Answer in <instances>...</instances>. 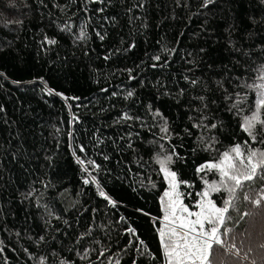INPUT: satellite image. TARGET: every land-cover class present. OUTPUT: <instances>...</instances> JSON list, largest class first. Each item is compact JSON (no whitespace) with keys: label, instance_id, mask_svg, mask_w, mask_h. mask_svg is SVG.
<instances>
[{"label":"trees","instance_id":"trees-1","mask_svg":"<svg viewBox=\"0 0 264 264\" xmlns=\"http://www.w3.org/2000/svg\"><path fill=\"white\" fill-rule=\"evenodd\" d=\"M261 76L264 0H0V264H164L157 158L195 209L219 180L197 169L250 139ZM245 192L214 264H256Z\"/></svg>","mask_w":264,"mask_h":264},{"label":"snow or ice","instance_id":"snow-or-ice-1","mask_svg":"<svg viewBox=\"0 0 264 264\" xmlns=\"http://www.w3.org/2000/svg\"><path fill=\"white\" fill-rule=\"evenodd\" d=\"M50 43H55V41H50ZM260 79L264 81V76ZM258 90L260 91L259 99L256 100L255 106H249L250 114L243 115L241 121L242 130L250 139H246L242 144L236 143L215 157L216 162L206 163L197 169L200 172L205 169L215 170L219 178L218 182L205 181L207 187L199 193L200 202L196 204L198 211L190 210L181 198L182 193L178 189L180 183L186 182H177L176 172L169 170L168 164L172 162V155L158 161L160 170L163 171L169 185V190L164 193L167 198L164 209L165 229L160 232V241L167 264H210L209 257L214 246L232 251L236 248L235 243L229 248L224 237L232 231L230 227H227V222L233 219L232 213L236 211L237 193L241 194L242 199L249 200L245 189L257 191L258 195L251 199V203L260 207L264 202V148L249 146L257 136L260 137L259 143L264 145V116L261 115V111L264 110V83ZM198 99L203 102L205 97L201 96ZM225 99L231 100L233 97L227 95ZM244 103V98L241 97L229 106V110L235 109L239 114L244 111L241 107ZM207 106L203 104L200 111L203 112V108ZM203 119H208V117H203ZM197 126L214 129L217 124L210 122L204 125L201 120ZM257 126H259L258 130ZM162 130L167 132L166 127ZM208 140L207 148L211 149L215 138L209 137ZM201 142L203 143L202 138ZM78 163L83 164L84 161L78 159ZM89 163L92 162L89 161ZM84 182L88 183V180ZM257 183L261 185L259 189L256 187ZM221 191L227 196L220 198L221 205L218 206L210 198V193ZM100 195L106 200L109 199L103 191ZM243 215L247 216L249 213L245 212ZM261 247L264 248V244ZM235 255L239 256V252L236 251ZM243 258L247 259L246 256Z\"/></svg>","mask_w":264,"mask_h":264},{"label":"rangeland","instance_id":"rangeland-1","mask_svg":"<svg viewBox=\"0 0 264 264\" xmlns=\"http://www.w3.org/2000/svg\"><path fill=\"white\" fill-rule=\"evenodd\" d=\"M259 97H260V94H259ZM259 97H258V99H259ZM161 159H165V158H162V157H160V158H157V162L159 161V160H161ZM159 163V162H158ZM208 170V169H207ZM161 171V170H160ZM161 174L163 175V177H164V173H163V171H161ZM164 179H165V177H164ZM165 181H166V185H167V189L165 190V192L166 191H168L169 190V185H168V181L165 179ZM212 182H218V181H212ZM212 182H208V183H212ZM207 187V185L205 186V188ZM204 188V189H205ZM204 191V190H203ZM202 191V192H203ZM164 192V193H165ZM164 193H163V195H162V198L160 199V205H161V208H162V212H163V217H162V220L160 221L161 222V224H160V229H159V237H160V232L162 231V230H164L165 229V221H164V209H165V201L167 200V198L165 197V195H164ZM211 194L212 193H210V198H211ZM200 202V195H199V200H198V203ZM197 203V204H198ZM196 207V206H195ZM264 207V206H263ZM263 207L261 208V209H259L255 214H253V221L251 222V224H249V228H248V230L243 234V235H240V236H238V237H236V239H235V242H236V244H237V246H239V247H243L244 249H246L245 250V255H246V257H247V254L249 253V249H248V246H250L249 245V243H250V239L252 238V236L253 237H255L257 234H255L256 232H259L261 229H262V225H263V228H264V218H263V222H262V212H263ZM190 210H192V211H198V209L197 208H195V209H191L190 208ZM254 222V224H257V225H255L254 226V224H252ZM232 241V240H231ZM254 243H255V245L257 246V248H258V250H260V255H259V253H258V256L257 255H255V254H253L252 256H251V253H250V255H249V258L254 262V263H256V264H264V259L263 260H261L260 258H264V248H262L261 247V245L262 244H264V232H263V234H262V240L260 239V238H255L254 239ZM162 245V244H161ZM218 247L219 246H214L213 247V250H212V253H211V255H210V257H209V261H210V264H214V262H215V260H216V254L218 253ZM162 248H163V245H162ZM255 258H258V261H256V260H254ZM165 264H167V261H166V259H165ZM263 262V263H262Z\"/></svg>","mask_w":264,"mask_h":264}]
</instances>
